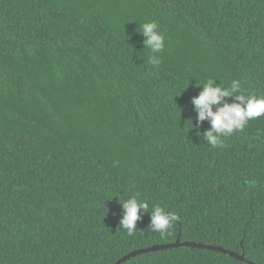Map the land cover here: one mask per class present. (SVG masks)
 Wrapping results in <instances>:
<instances>
[{
  "label": "trees",
  "instance_id": "trees-1",
  "mask_svg": "<svg viewBox=\"0 0 264 264\" xmlns=\"http://www.w3.org/2000/svg\"><path fill=\"white\" fill-rule=\"evenodd\" d=\"M207 79L264 95V0H0V264H116L177 241L264 264V117L206 145L191 101ZM137 193L178 216L167 234L143 210L119 229ZM123 264L247 263L180 247Z\"/></svg>",
  "mask_w": 264,
  "mask_h": 264
},
{
  "label": "clouds",
  "instance_id": "clouds-1",
  "mask_svg": "<svg viewBox=\"0 0 264 264\" xmlns=\"http://www.w3.org/2000/svg\"><path fill=\"white\" fill-rule=\"evenodd\" d=\"M137 32L144 38V51L150 52L145 63L159 69L163 61L157 54L165 49V36L159 30V25L156 21L147 20L139 23ZM217 81L219 80L207 79L199 86L197 83L196 87L202 88V91L191 101L199 123L202 125L208 121L211 126L203 134L197 135L213 148L222 145L224 138L242 132L250 121L264 117V95L257 96L248 92L239 80H232L228 87L221 81L217 85ZM230 99L234 102L230 103ZM189 122L193 130L194 124L191 120ZM120 202L122 219L119 229L125 230L129 236L137 232V222L142 218V210L150 216L149 232L160 235L167 234L178 219L176 214L165 210L160 204L153 203L150 206L148 200L140 198L138 193L127 199H120Z\"/></svg>",
  "mask_w": 264,
  "mask_h": 264
},
{
  "label": "water",
  "instance_id": "water-1",
  "mask_svg": "<svg viewBox=\"0 0 264 264\" xmlns=\"http://www.w3.org/2000/svg\"><path fill=\"white\" fill-rule=\"evenodd\" d=\"M180 247H189V248H198V249H205V250H210V251H215V252H220L226 255H229L241 262L247 263V264H254L253 262L247 260L244 255H240L236 252L227 250L225 248L222 247H216V246H212V245H200V244H196L193 242H184L181 243L180 241H177L174 244H169V245H157V246H153L147 249H141V250H137L134 251L133 253L125 256L124 258H122L121 260H119L116 264H123L125 262H127L128 260L139 256V255H143V254H147V253H151V252H158V251H163V250H169V249H173V248H180Z\"/></svg>",
  "mask_w": 264,
  "mask_h": 264
}]
</instances>
